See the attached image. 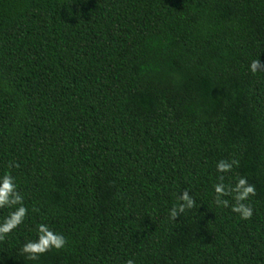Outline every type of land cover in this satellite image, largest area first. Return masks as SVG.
Returning <instances> with one entry per match:
<instances>
[{
	"label": "trees",
	"instance_id": "1",
	"mask_svg": "<svg viewBox=\"0 0 264 264\" xmlns=\"http://www.w3.org/2000/svg\"><path fill=\"white\" fill-rule=\"evenodd\" d=\"M254 59L264 0H0V177L28 209L0 264H264ZM219 175L255 186L250 219L215 204ZM41 223L67 243L27 260Z\"/></svg>",
	"mask_w": 264,
	"mask_h": 264
},
{
	"label": "clouds",
	"instance_id": "2",
	"mask_svg": "<svg viewBox=\"0 0 264 264\" xmlns=\"http://www.w3.org/2000/svg\"><path fill=\"white\" fill-rule=\"evenodd\" d=\"M249 70L252 73L264 71V62L260 59H254L249 65ZM239 166L237 159L220 160L217 162L216 168L218 173L230 172L233 166ZM19 167L15 161L9 162V168ZM214 202L217 206L231 207L232 212L239 214L243 220H248L253 216V209L251 204H246L250 197L256 195V188L253 184L248 182L246 177L240 176L237 178L235 185L224 183V175L218 176V182L214 184ZM231 197L234 203L230 204ZM178 204L172 206L169 210V216L172 220H177L186 210L192 209L196 205L195 199L189 192V189H184L182 194L178 195ZM14 209L10 211L2 222H0V241H3L6 236L13 230L18 228L24 222L28 215V209L24 205V196L18 190L15 177L10 172L0 177V208ZM36 209H33L35 211ZM38 239L29 240L23 244L21 254L27 260H36L40 255L52 250L53 248L59 250L65 247L67 240L61 233H57L50 229L47 224L41 223L37 226ZM126 264H135V261L129 259Z\"/></svg>",
	"mask_w": 264,
	"mask_h": 264
}]
</instances>
